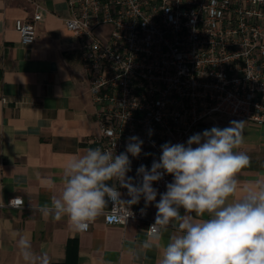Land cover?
Masks as SVG:
<instances>
[{
	"label": "built area",
	"instance_id": "2783aa9c",
	"mask_svg": "<svg viewBox=\"0 0 264 264\" xmlns=\"http://www.w3.org/2000/svg\"><path fill=\"white\" fill-rule=\"evenodd\" d=\"M65 1L64 24L80 41L97 112L89 147L119 154L138 136L142 153L130 157L129 176L140 165L151 168L162 144L186 143L207 122L264 125V0ZM41 20L36 10L14 22L21 44L35 43ZM172 179L164 175L153 187L166 191ZM11 200L5 208L23 206ZM141 209L132 206L126 223L103 221L125 228L135 220L148 229L154 221Z\"/></svg>",
	"mask_w": 264,
	"mask_h": 264
},
{
	"label": "crops",
	"instance_id": "0c3cea01",
	"mask_svg": "<svg viewBox=\"0 0 264 264\" xmlns=\"http://www.w3.org/2000/svg\"><path fill=\"white\" fill-rule=\"evenodd\" d=\"M36 10L42 14L36 41L23 45L14 22L29 19ZM68 16L65 0H0V264H25L21 237L31 241L37 254L47 253L49 264H158L160 249L139 247L147 238L146 222L132 220L123 228L106 225L100 216L80 233L66 217L45 219L39 211L60 194L65 163L90 148L99 132L80 41L64 24ZM230 121L207 122L197 132L227 127ZM243 136L237 151L247 153L251 163L238 174L241 188L264 177V125L245 122ZM49 179L55 184L51 190ZM120 191L129 198L125 189ZM14 197H21L23 206L5 208ZM133 207L143 208L144 200ZM146 210L154 221V204ZM174 234L175 227H169L161 244Z\"/></svg>",
	"mask_w": 264,
	"mask_h": 264
},
{
	"label": "clouds",
	"instance_id": "9594fccd",
	"mask_svg": "<svg viewBox=\"0 0 264 264\" xmlns=\"http://www.w3.org/2000/svg\"><path fill=\"white\" fill-rule=\"evenodd\" d=\"M244 125L233 120L227 127L194 133L186 143H164L159 160L151 168L140 165L135 177L128 173L130 157L142 153L138 136L128 137L119 154L88 148L65 163L60 194L39 211L45 219L66 217L74 231L83 233L100 216L109 223H126L134 217L132 206L143 199L141 214L153 204L157 211L139 247L160 249L158 264H264V177L244 188L238 179L251 163L247 153L237 151L244 142ZM164 175L173 179L160 193L153 184ZM46 187L53 189L54 181L49 179ZM238 192L243 193L239 198ZM9 203L24 201L16 197ZM109 203L112 207L106 212ZM205 213L208 219L203 218ZM169 227H175L176 234L162 245ZM18 247L25 264H49L47 253L37 254L29 239L21 237Z\"/></svg>",
	"mask_w": 264,
	"mask_h": 264
}]
</instances>
